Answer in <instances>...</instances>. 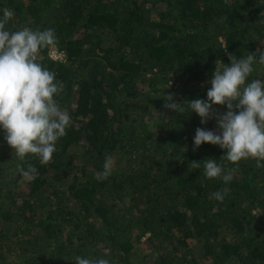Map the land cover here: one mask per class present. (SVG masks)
<instances>
[{
  "label": "trees",
  "instance_id": "16d2710c",
  "mask_svg": "<svg viewBox=\"0 0 264 264\" xmlns=\"http://www.w3.org/2000/svg\"><path fill=\"white\" fill-rule=\"evenodd\" d=\"M5 10L6 28L54 29L65 60L49 46L37 62L56 74L71 126L47 165L21 160L0 127V264H264V166L232 164L209 143L192 151L196 128L216 130L215 119L185 118L163 98L207 100L230 63L224 48L238 59L264 51V0H0ZM106 156L112 174L97 181ZM222 156L228 185L204 175V160ZM193 160L202 166L189 172ZM29 164L34 181L17 167Z\"/></svg>",
  "mask_w": 264,
  "mask_h": 264
},
{
  "label": "clouds",
  "instance_id": "9594fccd",
  "mask_svg": "<svg viewBox=\"0 0 264 264\" xmlns=\"http://www.w3.org/2000/svg\"><path fill=\"white\" fill-rule=\"evenodd\" d=\"M12 16L11 11L5 10L0 17V127L5 141L21 160L33 154L41 165H47L57 150L56 142L66 136V129L71 126L70 116L60 110L54 99L61 91L54 82L56 74L37 62L40 51L56 46L58 38L51 28L44 31L6 28ZM223 50L230 63L223 70L216 68L209 81L207 100L172 102L175 94H165L164 107L185 118L195 112L201 124L215 119L216 130L196 128L192 151L209 143L223 149V156L232 164L251 157L258 167L264 166L261 163L264 162V80H249L253 64H264V51L258 48L238 59L228 48ZM246 80H249L247 84ZM214 105L226 106L227 110L221 111ZM223 156L220 163L214 159L204 160V175L228 185L234 176L231 171H224ZM191 162L189 172L202 166L200 161ZM17 167L28 180L37 179L35 166L29 164L27 170L20 165ZM112 171V158L106 156L103 171L95 178L106 180ZM228 192L229 188L225 187L212 195L223 202ZM75 264H110V261L76 256Z\"/></svg>",
  "mask_w": 264,
  "mask_h": 264
},
{
  "label": "rangeland",
  "instance_id": "374dc122",
  "mask_svg": "<svg viewBox=\"0 0 264 264\" xmlns=\"http://www.w3.org/2000/svg\"><path fill=\"white\" fill-rule=\"evenodd\" d=\"M20 184L23 186L25 184V182H20ZM138 247L140 248V250L144 251L143 253L150 250V248L148 247V244L145 242L138 244ZM136 258L137 259H135V263H137V264H145V263L148 264V262H150L149 259H151L150 256H146V258H144V260H143V259H141V258H143V256L141 257V255L136 257ZM141 260H143L145 263L141 262Z\"/></svg>",
  "mask_w": 264,
  "mask_h": 264
},
{
  "label": "built area",
  "instance_id": "2783aa9c",
  "mask_svg": "<svg viewBox=\"0 0 264 264\" xmlns=\"http://www.w3.org/2000/svg\"><path fill=\"white\" fill-rule=\"evenodd\" d=\"M49 55L55 59L64 58L65 52L63 50H59L56 46H51L49 49Z\"/></svg>",
  "mask_w": 264,
  "mask_h": 264
}]
</instances>
